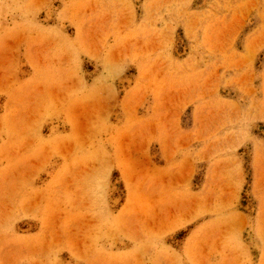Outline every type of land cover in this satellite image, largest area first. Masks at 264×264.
Wrapping results in <instances>:
<instances>
[{"label":"rangeland","instance_id":"rangeland-1","mask_svg":"<svg viewBox=\"0 0 264 264\" xmlns=\"http://www.w3.org/2000/svg\"><path fill=\"white\" fill-rule=\"evenodd\" d=\"M0 264H264V0H0Z\"/></svg>","mask_w":264,"mask_h":264}]
</instances>
